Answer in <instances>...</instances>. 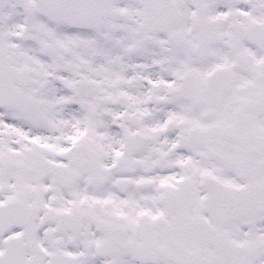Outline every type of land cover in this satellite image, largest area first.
Wrapping results in <instances>:
<instances>
[{
  "label": "snow or ice",
  "instance_id": "6c2138e0",
  "mask_svg": "<svg viewBox=\"0 0 264 264\" xmlns=\"http://www.w3.org/2000/svg\"><path fill=\"white\" fill-rule=\"evenodd\" d=\"M0 264H264V0H0Z\"/></svg>",
  "mask_w": 264,
  "mask_h": 264
}]
</instances>
